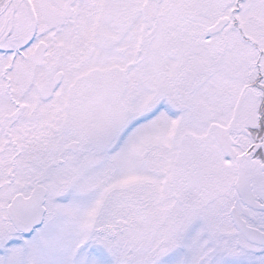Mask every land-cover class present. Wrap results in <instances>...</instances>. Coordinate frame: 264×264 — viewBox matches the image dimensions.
<instances>
[{
	"label": "snow or ice",
	"instance_id": "snow-or-ice-1",
	"mask_svg": "<svg viewBox=\"0 0 264 264\" xmlns=\"http://www.w3.org/2000/svg\"><path fill=\"white\" fill-rule=\"evenodd\" d=\"M0 264H264V0H0Z\"/></svg>",
	"mask_w": 264,
	"mask_h": 264
}]
</instances>
